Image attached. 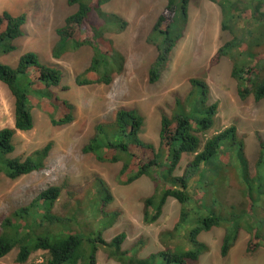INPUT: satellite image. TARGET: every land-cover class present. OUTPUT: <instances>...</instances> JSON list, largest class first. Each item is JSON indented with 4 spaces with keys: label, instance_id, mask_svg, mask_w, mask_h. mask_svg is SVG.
<instances>
[{
    "label": "trees",
    "instance_id": "16d2710c",
    "mask_svg": "<svg viewBox=\"0 0 264 264\" xmlns=\"http://www.w3.org/2000/svg\"><path fill=\"white\" fill-rule=\"evenodd\" d=\"M110 1L67 0L76 9L56 29L54 58L84 46L92 49L89 65L76 77L79 84H110L125 69V55L108 32H121L126 22L121 15L104 11ZM209 1L221 9L222 29L229 28L234 34L212 56L210 64L216 65L222 56L232 58L238 96L263 100L264 0ZM190 3L167 0L153 26L151 39L158 56L150 69L152 82L158 80L170 52L183 36ZM30 22L27 12L0 10V82L13 99L14 115L13 126L0 128V179L3 175L17 179L45 167L53 142L25 158L13 156L16 134L35 127V106L46 111L55 125L73 122L77 110L57 91L58 87L67 88L62 85L65 73L61 67L31 50L22 53L14 65L1 59L18 49L17 42L27 35ZM192 84L185 100L177 99L171 112L162 111L158 144L142 137L146 117L140 109L122 107L113 120L98 122L82 146L83 152L100 161L121 162L116 176L121 184H131L142 176L151 178L154 191L142 198L145 224L157 222L170 197L179 201L178 220L159 234L160 249L139 255L144 240L123 249L126 233L109 241L103 237L116 213L107 209L113 195L108 183L98 177L84 200L74 197L67 201L64 213L54 210L63 190L54 185L7 215L1 222L0 259L17 250V264H98L97 252L102 247L109 259L120 264H202L210 250L204 235L216 228L223 229L219 244L223 258L229 256L242 232L248 234L249 254L264 251V129H254L250 154L248 134L237 124L211 132L217 123L218 103L209 104L205 80L194 78ZM185 155L191 157L183 166ZM178 169L182 172L177 173ZM79 217H95L96 221L85 229L78 225ZM36 252H41V260L33 259Z\"/></svg>",
    "mask_w": 264,
    "mask_h": 264
},
{
    "label": "rangeland",
    "instance_id": "374dc122",
    "mask_svg": "<svg viewBox=\"0 0 264 264\" xmlns=\"http://www.w3.org/2000/svg\"><path fill=\"white\" fill-rule=\"evenodd\" d=\"M166 3L167 0L108 2L104 11L117 13L126 22L121 32H108L125 55V69L116 74L110 84H79L76 77L89 65L92 49L84 46L65 53L59 59L52 55V48L58 40L56 29L75 11L76 6L68 5L67 0H0V10L8 9L16 14L27 12L31 20L27 35L17 42L18 49L1 56V59L14 65L22 53L36 51L43 60L63 69L65 78L62 85L67 88L58 87L57 91L77 107L73 122L55 125L46 111L35 106V127L16 134L13 156L25 158L48 142H53V146L41 170L17 179L4 175L1 177L0 229L7 215L29 204L43 189L54 185L63 187L62 196L54 210L64 213L67 201L74 197L84 200L94 179L100 177L108 183L113 195V202L107 209L116 213L112 225L103 231V237L109 241L117 234L126 233L123 249H131L137 241L144 240L145 244L138 250L139 255L160 249L159 234L163 229L172 228L178 220L181 208L179 201L170 197L157 222L145 224L142 198L154 191L151 178L142 176L131 184H121L116 178L121 162L100 161L95 155L83 152L82 146L92 137L98 122L113 120L116 111L122 107L140 109L146 117L142 137L158 144L162 111L171 112L177 99L185 100L188 97L193 90L194 78L207 82L209 104L218 103L217 123L211 132L237 124L242 133L248 134V154L253 151V131L264 129V99L257 102L252 97L242 100L238 96L237 82L232 76L234 62L229 56H222L214 66L210 64L216 51L234 36L231 29H222L223 16L218 4L209 0H191L183 36L170 52L158 80H150V69L158 56V48L151 39V33ZM249 16L253 17L252 14ZM255 29L258 34L259 28ZM13 125V99L0 82V128ZM190 157L185 155L183 166ZM181 172L182 169L177 170V173ZM95 221V217L88 220L79 217L78 225L89 229ZM222 235V228L204 235L210 250L203 257L202 264H264L263 250L255 254L246 251L248 234L245 232L241 233L229 256L223 258L219 252ZM16 254L17 250H14L1 258L0 264H17ZM33 259L41 260V252L33 254ZM97 262L120 264L109 259L102 247L98 249Z\"/></svg>",
    "mask_w": 264,
    "mask_h": 264
}]
</instances>
